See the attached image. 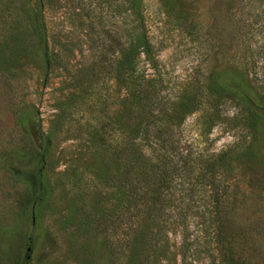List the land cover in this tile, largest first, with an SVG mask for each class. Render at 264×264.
<instances>
[{
  "label": "rangeland",
  "instance_id": "374dc122",
  "mask_svg": "<svg viewBox=\"0 0 264 264\" xmlns=\"http://www.w3.org/2000/svg\"><path fill=\"white\" fill-rule=\"evenodd\" d=\"M248 1L231 16L225 0H142L157 66L137 48L134 98L118 70L128 0H0V264H223L217 223L226 264H264V117L246 129L207 103L264 81V0ZM131 182L145 194L129 207Z\"/></svg>",
  "mask_w": 264,
  "mask_h": 264
},
{
  "label": "trees",
  "instance_id": "16d2710c",
  "mask_svg": "<svg viewBox=\"0 0 264 264\" xmlns=\"http://www.w3.org/2000/svg\"><path fill=\"white\" fill-rule=\"evenodd\" d=\"M227 2V11L231 16H234L237 12H241L243 8H245L248 0H225ZM128 7L130 12L135 16L138 20L136 25V33L133 37V42L130 45L129 49H124L121 52V59L118 61V70L123 71V74L126 78H124V85L127 87L129 94L134 98H139L142 96V92L147 83V77L144 75L143 71L140 70L139 66V53L137 52V48L140 50V53L144 56L147 62H149L153 68H156V60L154 58V53L152 46L149 42V38L146 33L145 27V19L143 15V3L142 0H128ZM261 12H264V9H261ZM44 25H42L41 20H36V25L32 27L33 35L36 39V44L38 46L39 53L43 56L44 59H47L49 46L45 34ZM249 92H252V97ZM190 104H184V102H179L180 111H186L190 106H199V100H189ZM221 103L222 105L229 104L233 106L236 110V115L234 119H239L241 124L246 129L254 130L257 127L258 121L260 118L264 117V81H254V87L251 85H247L245 89L242 85L227 82L222 89H220V93L216 92L213 98H210L207 103L210 108H215L217 103ZM162 107H155L158 115L166 116V104H159ZM176 105V104H175ZM178 106V104H177ZM152 111H148L149 118H154ZM162 145V143H161ZM135 147V145H132ZM157 146V144L155 145ZM42 158V156H41ZM40 158V165H43V160ZM225 159V154L212 160L209 164V173H210V184L209 188L211 192H214L215 196L212 197L213 201H215L216 206L218 205V191L216 190V173L218 170V165H221ZM218 163V164H217ZM41 171L42 167L38 169V179H35L30 182V187L35 199L36 204H40L42 201V191H41ZM151 195V200L153 203L156 201L159 195L158 185L150 188L146 194ZM142 190L137 186L132 185V182L129 184L128 192H127V201L128 206L136 204L140 200L143 199ZM143 197V198H142ZM216 236V244L219 246L220 255L223 257V264H226L225 259L227 256L225 254V250L221 245V234L222 227L219 223L216 225L215 229ZM228 264V263H227Z\"/></svg>",
  "mask_w": 264,
  "mask_h": 264
}]
</instances>
